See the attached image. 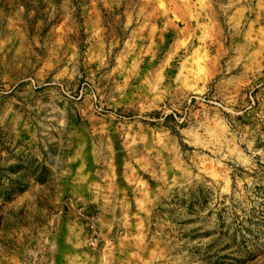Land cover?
Segmentation results:
<instances>
[{"label":"rangeland","instance_id":"374dc122","mask_svg":"<svg viewBox=\"0 0 264 264\" xmlns=\"http://www.w3.org/2000/svg\"><path fill=\"white\" fill-rule=\"evenodd\" d=\"M0 264H264V0H0Z\"/></svg>","mask_w":264,"mask_h":264}]
</instances>
